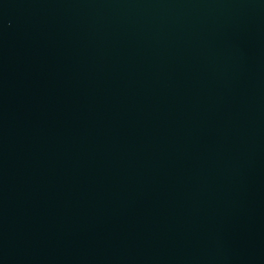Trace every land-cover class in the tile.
<instances>
[{"label":"water","instance_id":"1","mask_svg":"<svg viewBox=\"0 0 264 264\" xmlns=\"http://www.w3.org/2000/svg\"><path fill=\"white\" fill-rule=\"evenodd\" d=\"M0 264H264V0H0Z\"/></svg>","mask_w":264,"mask_h":264}]
</instances>
